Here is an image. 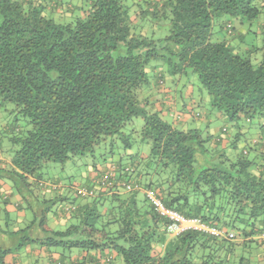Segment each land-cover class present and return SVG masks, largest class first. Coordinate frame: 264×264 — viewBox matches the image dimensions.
<instances>
[{
	"label": "trees",
	"instance_id": "trees-1",
	"mask_svg": "<svg viewBox=\"0 0 264 264\" xmlns=\"http://www.w3.org/2000/svg\"><path fill=\"white\" fill-rule=\"evenodd\" d=\"M0 102L27 121L0 168L20 235L0 264H264V0H0ZM85 155L80 202L34 193ZM148 192L218 234H169Z\"/></svg>",
	"mask_w": 264,
	"mask_h": 264
},
{
	"label": "rangeland",
	"instance_id": "rangeland-1",
	"mask_svg": "<svg viewBox=\"0 0 264 264\" xmlns=\"http://www.w3.org/2000/svg\"><path fill=\"white\" fill-rule=\"evenodd\" d=\"M193 98L196 101V105L199 106L197 102L201 103L200 100L202 98V94H200L199 91L195 89V94ZM6 125L9 127L8 133L5 131ZM25 125H27L26 119L20 113L14 110V105L12 103L0 102V157H8L11 155V153H13L14 150L18 149L19 145L13 143L8 138V136L12 137L19 135V131L17 130V127L23 128ZM141 126H142V119L140 117H136L131 121L130 124H128L127 128L130 127L132 129H139L141 128ZM133 149L138 150L140 154L139 156H146L150 152L149 144L146 141L140 140L136 136H134L132 150ZM98 151H100V149H98L97 152ZM116 151L118 150L116 149ZM101 159L102 157H99L98 155L95 156V159H93V157L89 155H85L81 157H75L74 159H70L62 164L61 163L44 164L40 168L39 173L41 174L43 181L47 184L45 185H42L41 183L38 184V192H40V189L42 188H49L53 191L54 194H58L59 200L56 203V205L58 203H59L58 205L59 207L60 205L63 206L68 205L72 199L77 198V193L81 192L84 188L87 187L89 183H91L89 176L91 174H94V176L97 175L96 174L97 170L95 171V169L92 166L94 163H102ZM56 182H59V184L56 185ZM51 183H54V186L51 185ZM6 186H8V184H6ZM43 193L45 194V191ZM16 196L17 194L11 197L12 204H15L14 200ZM64 197H69L70 201ZM36 204L37 207H40L39 209L41 210L42 209L41 206L43 205H41V203H36ZM9 211L11 217L17 216L20 218V219L11 218L15 221V226H18L20 228L23 227L20 225H23V223L24 225L27 224L32 219L33 216L32 212H27L26 217L21 218L23 217V215H21L19 212H16L15 209H11ZM5 222H0V226H1L0 248L2 249L8 247L13 248L14 245H17L18 243L17 241H19L20 235L19 236L14 235L13 236L14 238L11 237V235H9L8 233L10 231L5 227L6 226ZM14 250L16 251L12 252L11 256L15 258L18 256L21 259V257H23L24 255L23 250L25 249L23 248L22 250L21 248H19V246H17L14 248Z\"/></svg>",
	"mask_w": 264,
	"mask_h": 264
},
{
	"label": "built area",
	"instance_id": "built-area-1",
	"mask_svg": "<svg viewBox=\"0 0 264 264\" xmlns=\"http://www.w3.org/2000/svg\"><path fill=\"white\" fill-rule=\"evenodd\" d=\"M148 196L153 200L156 211L168 220L167 232L171 235L178 234L184 230L204 231L210 234H218V231L204 224L197 217H187L179 212L167 208L159 199L154 198L150 192Z\"/></svg>",
	"mask_w": 264,
	"mask_h": 264
},
{
	"label": "crops",
	"instance_id": "crops-1",
	"mask_svg": "<svg viewBox=\"0 0 264 264\" xmlns=\"http://www.w3.org/2000/svg\"><path fill=\"white\" fill-rule=\"evenodd\" d=\"M190 121H189V118H187L186 116L185 117H183V119H182V123H183V125H185V126H188L190 123H189ZM9 157L10 156H8V157H0V168L1 167H8V164H9ZM91 176H92V174L89 176V178H91ZM61 186V185H60ZM55 188V187H54ZM2 190V189H1ZM45 191V194L43 193ZM5 192H7V193H10L11 192V190L10 189H7V190H5ZM38 192V189H36L35 191H34V193H37ZM40 192H42L43 193V195H45V197H48L49 198V196H52V195H54V196H57V198H59L58 197V194H54L53 193V191L51 190V189H49V188H42L41 190H40ZM39 193V192H38ZM18 199V197L17 198H15V202H16V200ZM76 203H78V202H80V199L79 198H76V201H75ZM14 206H15V204H9V205H7V208L9 209V210H11V209H14ZM70 207V204H68V205H66V207L65 208H69ZM55 222V221H54Z\"/></svg>",
	"mask_w": 264,
	"mask_h": 264
}]
</instances>
